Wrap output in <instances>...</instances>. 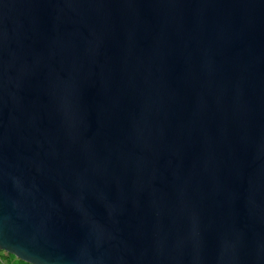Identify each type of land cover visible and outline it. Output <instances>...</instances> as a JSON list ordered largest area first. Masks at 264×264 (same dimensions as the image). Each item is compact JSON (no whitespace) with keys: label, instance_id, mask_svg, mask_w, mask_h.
I'll return each mask as SVG.
<instances>
[{"label":"water","instance_id":"1","mask_svg":"<svg viewBox=\"0 0 264 264\" xmlns=\"http://www.w3.org/2000/svg\"><path fill=\"white\" fill-rule=\"evenodd\" d=\"M0 250L264 264V0H0Z\"/></svg>","mask_w":264,"mask_h":264},{"label":"trees","instance_id":"2","mask_svg":"<svg viewBox=\"0 0 264 264\" xmlns=\"http://www.w3.org/2000/svg\"><path fill=\"white\" fill-rule=\"evenodd\" d=\"M1 259L4 261V264H28L23 261H20L16 259L14 256L7 254V253H1ZM1 264V263H0Z\"/></svg>","mask_w":264,"mask_h":264},{"label":"built area","instance_id":"3","mask_svg":"<svg viewBox=\"0 0 264 264\" xmlns=\"http://www.w3.org/2000/svg\"><path fill=\"white\" fill-rule=\"evenodd\" d=\"M1 253H3V252L0 250V263L4 264V261L1 259Z\"/></svg>","mask_w":264,"mask_h":264}]
</instances>
